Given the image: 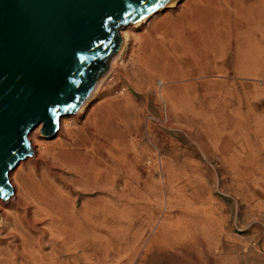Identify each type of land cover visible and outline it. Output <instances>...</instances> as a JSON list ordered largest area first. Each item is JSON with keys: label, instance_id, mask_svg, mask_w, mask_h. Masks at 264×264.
Here are the masks:
<instances>
[{"label": "rangeland", "instance_id": "374dc122", "mask_svg": "<svg viewBox=\"0 0 264 264\" xmlns=\"http://www.w3.org/2000/svg\"><path fill=\"white\" fill-rule=\"evenodd\" d=\"M240 3L181 0L159 11L133 29L129 50L152 76L93 97L82 115L62 118L56 135L41 132L49 143L61 138L50 148L61 162L73 158L63 153L72 143L89 155L100 147L99 170L118 191L130 181L125 193L138 196L129 210L118 203L98 264H264V59L253 76L222 65L260 19ZM19 166L12 172L27 185L34 169ZM48 169L55 189H77L61 165Z\"/></svg>", "mask_w": 264, "mask_h": 264}, {"label": "water", "instance_id": "95a60500", "mask_svg": "<svg viewBox=\"0 0 264 264\" xmlns=\"http://www.w3.org/2000/svg\"><path fill=\"white\" fill-rule=\"evenodd\" d=\"M171 0H0V199L34 151L39 124L56 135L119 51L122 25Z\"/></svg>", "mask_w": 264, "mask_h": 264}, {"label": "bare ground", "instance_id": "6f19581e", "mask_svg": "<svg viewBox=\"0 0 264 264\" xmlns=\"http://www.w3.org/2000/svg\"><path fill=\"white\" fill-rule=\"evenodd\" d=\"M180 1L171 0L164 7L151 11L132 23L122 25L119 34L123 43L110 62L109 70L107 68L101 75L89 95L76 109L78 115L84 113L91 99L98 94L111 93L115 86L124 81L139 88L133 78L145 81L147 77L152 76L148 66H145L142 54L133 50L129 53L131 33L164 8L178 7ZM240 2L242 6L247 4L252 9L259 10L260 19L250 30L252 35L248 36L245 43L241 42L235 55L222 59V65L233 63L237 76L245 77L256 75L259 62L264 59V0ZM220 7L227 9L229 5L223 1ZM221 24H226L224 17L219 22L220 26ZM129 25H132L131 30L127 29ZM42 125L43 123L39 124L36 130L29 134V139L34 142L32 156L28 155L19 162V170L27 166L33 167L31 180L24 185L19 171L11 172L9 180L13 185L14 195L9 196L7 200L0 199V264H98L103 230L109 233L113 231L119 217L118 203H122L125 209L129 210L132 204L138 201V196L133 197L125 193L130 181L127 180L124 190L118 191L116 178L106 177L109 174L105 175L99 170L100 155L103 152L100 147L93 148V155H89L79 151L82 148L80 144L72 143L63 153L71 154L73 158L68 160L66 156L68 161H59L50 148L57 146L58 139L61 138L58 137L51 143L40 139ZM98 127L99 123L92 124L94 138H100L96 132ZM57 164L73 175L74 185L78 190L66 193L50 184L51 170L48 168ZM143 187L140 199L146 197V183ZM85 190L107 195L97 196L91 201L82 200L80 191Z\"/></svg>", "mask_w": 264, "mask_h": 264}]
</instances>
